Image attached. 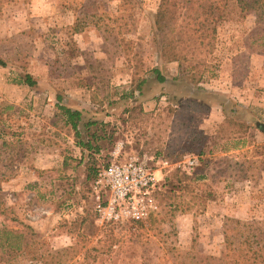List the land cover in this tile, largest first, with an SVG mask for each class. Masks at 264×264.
Masks as SVG:
<instances>
[{
  "label": "rangeland",
  "instance_id": "rangeland-1",
  "mask_svg": "<svg viewBox=\"0 0 264 264\" xmlns=\"http://www.w3.org/2000/svg\"><path fill=\"white\" fill-rule=\"evenodd\" d=\"M159 3L0 0V264H197L224 251L225 217L263 238L264 16L232 15L181 74L161 57ZM22 71L38 85H17ZM58 94L82 111V141L102 125L99 152L76 145ZM222 99L224 132L209 120ZM129 158L158 171L157 209L101 223L91 169Z\"/></svg>",
  "mask_w": 264,
  "mask_h": 264
},
{
  "label": "trees",
  "instance_id": "trees-1",
  "mask_svg": "<svg viewBox=\"0 0 264 264\" xmlns=\"http://www.w3.org/2000/svg\"><path fill=\"white\" fill-rule=\"evenodd\" d=\"M248 11H254L258 19L263 17L264 0H160L153 15V25L159 38L162 60L169 63L177 62L180 73L183 74L184 63L191 65L197 57H201V62H204L211 53L220 24L229 20L232 15L243 17ZM0 67H6V63L1 59ZM153 73H156L159 83L166 81V78L156 70ZM188 77L191 83H198V79L191 75ZM15 81L17 85L28 88L38 85L37 80L24 71L16 75ZM143 83L144 81L139 83L138 91ZM218 106L224 114V121L217 126L219 131L224 132L226 125L228 127L235 125L234 120L231 119L234 110L229 107L227 99H222ZM55 107L58 111L57 115L62 118L64 125L72 130L76 145L84 150L99 152V149L93 146V142L107 137L102 131V125H98L102 132L101 136L91 134L84 142L81 140L79 128L82 123V111L72 109L64 104L59 94L56 95ZM82 125L84 130L88 131L90 126L97 124L92 122ZM257 129L264 133V125L257 126ZM98 171L95 168L91 169L93 176H96ZM243 227L245 231L240 232ZM251 227L249 228L248 225L242 224L238 220L225 217L223 222L224 251L218 258L207 257L197 264H264V232H260L262 239L255 238ZM4 235L6 237L4 243L7 244L11 235L9 232H4ZM235 236L239 239L236 240Z\"/></svg>",
  "mask_w": 264,
  "mask_h": 264
},
{
  "label": "built area",
  "instance_id": "built-area-1",
  "mask_svg": "<svg viewBox=\"0 0 264 264\" xmlns=\"http://www.w3.org/2000/svg\"><path fill=\"white\" fill-rule=\"evenodd\" d=\"M196 160L187 162V170H192ZM157 172L129 158L121 163H113L99 170L94 181L99 221L123 222L145 221L157 208L152 197L158 185ZM106 195V198L100 194Z\"/></svg>",
  "mask_w": 264,
  "mask_h": 264
},
{
  "label": "crops",
  "instance_id": "crops-1",
  "mask_svg": "<svg viewBox=\"0 0 264 264\" xmlns=\"http://www.w3.org/2000/svg\"><path fill=\"white\" fill-rule=\"evenodd\" d=\"M222 115L223 113H222L221 108L219 106H215V109L210 111L209 120H211V117H213V120L211 121V123L221 124L224 121V117ZM246 183H249V182L246 181ZM225 215L231 216L229 212H226Z\"/></svg>",
  "mask_w": 264,
  "mask_h": 264
}]
</instances>
